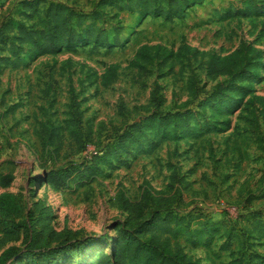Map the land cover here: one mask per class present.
I'll return each instance as SVG.
<instances>
[{
    "label": "rangeland",
    "instance_id": "rangeland-1",
    "mask_svg": "<svg viewBox=\"0 0 264 264\" xmlns=\"http://www.w3.org/2000/svg\"><path fill=\"white\" fill-rule=\"evenodd\" d=\"M25 1L36 12L29 21L28 13L19 16ZM248 1L205 0L188 8L183 17L169 21L149 16L139 21L136 16L113 17L110 6L117 0H7L0 8V23L13 18L30 26L44 21L50 4H61L82 14L86 24L94 21L93 14L99 15L97 23L103 28L119 24L129 38L124 47L110 52L105 47L79 46L0 72V176L14 177L0 193L18 199L23 214L17 222L25 224L14 239L0 243V254L13 248L18 254L14 264H24L25 243L41 235V210H46L49 232L45 237L51 247L66 241H92L81 251L71 249L57 264H92L99 254L109 256L120 233L131 228L116 195L123 193L133 201L146 185L164 190L174 171L188 184L179 211L212 218L209 224L217 230L205 247L194 244V238L189 242L187 236L177 239L179 245L200 264L228 262L226 244L234 251L251 230L252 216L264 214V13L248 19L220 18L228 8L243 9ZM243 43L261 54L259 77L251 84L252 94L218 120L222 125L197 139L163 143L150 153L154 141L147 139L101 161L116 134L155 110L140 109L150 105L153 95L161 101L159 113L184 111L181 105L189 100L190 67L178 59L171 71L159 70L155 64L149 77H138L132 62L142 47L160 46L176 56L189 46L224 57ZM109 71H114L115 79L103 87L101 76ZM194 72L200 97L208 96L219 83L239 86L233 75L211 82L200 71ZM186 109L198 112L195 103ZM209 109L198 112L186 128L213 126L216 121L210 120ZM71 117L75 122H69ZM51 128L59 132L53 148L44 149L43 131ZM75 130L77 141L71 134ZM84 145L97 152L93 161L86 159ZM95 162L99 171L91 176ZM44 177L64 179L65 185L47 187ZM196 228L194 224L192 230ZM3 236L0 229V241ZM248 244L249 252L264 256V238L255 236Z\"/></svg>",
    "mask_w": 264,
    "mask_h": 264
},
{
    "label": "trees",
    "instance_id": "trees-1",
    "mask_svg": "<svg viewBox=\"0 0 264 264\" xmlns=\"http://www.w3.org/2000/svg\"><path fill=\"white\" fill-rule=\"evenodd\" d=\"M203 1L205 0H117L110 7L114 12L113 17L120 14L136 16L140 21L152 16L170 21L183 17L188 8ZM6 2L7 0H0V8ZM30 3L25 1L21 5L19 14L23 17L28 13L25 16L28 21L36 13ZM262 13H264V0H249L243 9L228 8L220 18L248 19ZM93 19L92 23L86 24L82 14L61 4H50L46 9L44 21L30 26L13 18L4 19L0 23V72L8 67L15 70L26 66L36 57L55 56L63 50L72 52L79 46L105 47L109 52L124 47L129 36L122 26L116 24L107 29L97 23L98 14H93ZM260 55L246 43L224 57L201 53L189 46H183L176 56L160 46L142 47L132 62V68L136 70L138 77H149L151 68L155 64L159 70L168 68L171 71L174 60L178 59L182 64L186 63L190 67V75L186 82L189 100L181 105L184 111L159 113L161 101H157L153 95L150 105L140 109L148 110L154 107L155 110L148 111L145 116H139L116 134L111 148L106 150L101 161L104 163L112 156H119L135 145L145 144L147 139L153 138L154 141L148 149L150 153L163 143L178 142L187 137L197 139L210 133L217 127L216 125H222L223 122H218L219 119L228 117L242 99L252 94L251 84L258 79L261 68ZM193 66L195 68H191ZM196 70L211 82L233 75L232 77L238 80L239 86L233 88L230 82L219 83L208 96L200 97L194 72ZM114 79V71H109L101 76V85L107 87ZM241 84L247 86L242 87ZM193 103L200 113L205 112L209 107L210 120L213 119L216 123L213 126L207 125L206 129L186 128L198 116V112L186 109ZM71 121H74L73 117L69 120ZM58 132V128L43 131L44 149L53 148V139L57 138ZM71 134L75 141L79 139L77 130ZM46 141H48L47 145ZM86 146H83L84 150ZM90 171L91 176L98 174L96 162ZM13 181L14 177L10 174L0 176V189L9 188ZM43 182L47 187L54 189L65 185L64 179L58 180L54 177H44ZM187 186L184 178L173 171L164 190L154 191L146 185L141 188L138 199L133 201L123 193L117 194L116 204L127 214L126 223L131 228L120 233L109 256L99 254L92 264H200L198 260H193L184 253L177 239L180 236H187L189 242L194 238V244L205 247L206 241H209L217 230L209 224L212 218H202L200 215L179 211L178 208L183 203L182 192ZM22 214L20 202L13 194L0 193V229L4 234L0 243L14 239L25 226L17 222ZM40 222L41 235L25 243L26 250L21 254L25 260L24 264H57L68 256L71 249L81 251L86 244L92 243L91 240L66 241L51 247L45 237L49 232L46 226V210H41ZM194 224L197 228L192 230ZM251 225V230L243 234L244 240L238 243L234 251L229 243L226 244L229 260L225 264H264V256L249 252V247H245V243L249 245V241L255 236L264 238V214L253 215ZM106 238V236L99 238V241L103 242ZM17 255L13 248L5 249L0 254V264H14Z\"/></svg>",
    "mask_w": 264,
    "mask_h": 264
},
{
    "label": "built area",
    "instance_id": "built-area-1",
    "mask_svg": "<svg viewBox=\"0 0 264 264\" xmlns=\"http://www.w3.org/2000/svg\"><path fill=\"white\" fill-rule=\"evenodd\" d=\"M85 151H86V159H88V160H90V161H91L94 157L97 156V152L94 151V149L91 148L89 145L86 146Z\"/></svg>",
    "mask_w": 264,
    "mask_h": 264
}]
</instances>
